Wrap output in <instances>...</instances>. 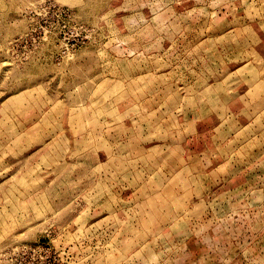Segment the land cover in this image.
I'll return each mask as SVG.
<instances>
[{"label": "rangeland", "instance_id": "obj_1", "mask_svg": "<svg viewBox=\"0 0 264 264\" xmlns=\"http://www.w3.org/2000/svg\"><path fill=\"white\" fill-rule=\"evenodd\" d=\"M0 264H264V0H0Z\"/></svg>", "mask_w": 264, "mask_h": 264}]
</instances>
